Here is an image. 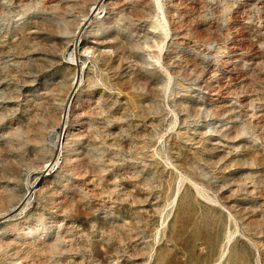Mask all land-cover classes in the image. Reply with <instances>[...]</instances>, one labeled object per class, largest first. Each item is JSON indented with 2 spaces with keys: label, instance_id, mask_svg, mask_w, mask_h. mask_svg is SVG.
I'll list each match as a JSON object with an SVG mask.
<instances>
[{
  "label": "rangeland",
  "instance_id": "obj_1",
  "mask_svg": "<svg viewBox=\"0 0 264 264\" xmlns=\"http://www.w3.org/2000/svg\"><path fill=\"white\" fill-rule=\"evenodd\" d=\"M99 1L0 0V264H264V0Z\"/></svg>",
  "mask_w": 264,
  "mask_h": 264
},
{
  "label": "bare ground",
  "instance_id": "obj_2",
  "mask_svg": "<svg viewBox=\"0 0 264 264\" xmlns=\"http://www.w3.org/2000/svg\"><path fill=\"white\" fill-rule=\"evenodd\" d=\"M104 2H109V0H100L99 2H97V3H95V5L91 8V10H90V12H89V14H90V16H94V15H98V13H99V10H100V8L102 7L101 5L104 3ZM53 3V2H52ZM107 4V3H106ZM110 4V3H109ZM91 18V17H90ZM89 23V22H88ZM87 23V24H88ZM66 29V28H65ZM87 29V28H86ZM84 30V29H83ZM82 30V31H83ZM80 35V34H79ZM72 46V45H71ZM78 78H79V76H78ZM79 83H80V81L77 79L73 84H72V87H70L71 89H72V91H71V95H70V97L67 99V104H66V107L67 106H69V105H71L72 103H73V101H74V93L77 91V88L79 87ZM218 94H221L220 92H218ZM225 94H228V93H225ZM224 94V95H225ZM227 96V95H226ZM225 97V96H224ZM214 99H215V97H214ZM218 99V98H217ZM221 99V98H220ZM219 99V100H220ZM59 101V100H58ZM228 102V101H227ZM71 108V107H70ZM67 109V108H66ZM68 110V109H67ZM66 110V111H67ZM67 113V112H66ZM60 114V113H59ZM64 114V113H63ZM67 115V114H66ZM63 117H64V115H62ZM64 121V120H63ZM62 125V124H61ZM67 132H62L61 133V136L62 137H65V136H67V134H66ZM62 139V138H61ZM36 141V140H35ZM52 166H53V162L52 163H50V165H48V166H45V169H44V171H45V173H47L48 174V172H50L51 171V168H52ZM53 168H54V166H53ZM47 174H45V176L47 175ZM36 182V181H35ZM21 206H17V207H14V208H12V209H10L9 210V212L7 213V215H11V214H13L14 212H16L19 208H20ZM21 231V233H23V229L22 230H20ZM25 234V233H24Z\"/></svg>",
  "mask_w": 264,
  "mask_h": 264
}]
</instances>
